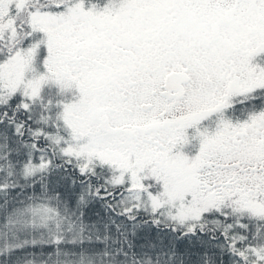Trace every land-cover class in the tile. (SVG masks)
<instances>
[{
    "label": "snow or ice",
    "instance_id": "6c2138e0",
    "mask_svg": "<svg viewBox=\"0 0 264 264\" xmlns=\"http://www.w3.org/2000/svg\"><path fill=\"white\" fill-rule=\"evenodd\" d=\"M0 264H264V0H0Z\"/></svg>",
    "mask_w": 264,
    "mask_h": 264
}]
</instances>
